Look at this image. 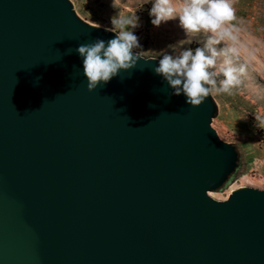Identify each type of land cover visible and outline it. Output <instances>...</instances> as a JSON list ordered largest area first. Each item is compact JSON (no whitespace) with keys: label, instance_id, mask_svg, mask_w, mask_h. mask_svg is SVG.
I'll return each instance as SVG.
<instances>
[{"label":"water","instance_id":"water-1","mask_svg":"<svg viewBox=\"0 0 264 264\" xmlns=\"http://www.w3.org/2000/svg\"><path fill=\"white\" fill-rule=\"evenodd\" d=\"M69 0H0V264H264V190L141 58L89 92ZM69 50L71 52H69Z\"/></svg>","mask_w":264,"mask_h":264},{"label":"rangeland","instance_id":"rangeland-1","mask_svg":"<svg viewBox=\"0 0 264 264\" xmlns=\"http://www.w3.org/2000/svg\"><path fill=\"white\" fill-rule=\"evenodd\" d=\"M69 1L80 19L103 29L112 28L114 17H138L139 26L129 30L139 39L140 48L134 52L144 58L160 60L162 53L175 56L178 51L191 49V45L203 47L207 39L200 35L174 50L170 46H178L188 37L180 27L178 17L159 27L153 26V17L149 13L154 0ZM173 3L178 5L179 0H173ZM232 6L236 15L232 23L237 31L234 33L236 42L230 47L238 50L228 56L239 67L243 66L245 72L240 77L241 83L229 93H210L217 107L210 126L220 140L235 148L238 166L223 186L211 192L216 200L226 199L232 190L240 187L264 190V124H261L264 121V0H232ZM216 47L220 50L229 46L223 42ZM248 51L251 63L242 55ZM224 58L223 55L219 57L218 64ZM222 79V75L216 77L217 85Z\"/></svg>","mask_w":264,"mask_h":264},{"label":"clouds","instance_id":"clouds-1","mask_svg":"<svg viewBox=\"0 0 264 264\" xmlns=\"http://www.w3.org/2000/svg\"><path fill=\"white\" fill-rule=\"evenodd\" d=\"M152 24L159 27L161 23L179 18L180 27L188 39L178 46L200 35L207 37L203 47L185 49L178 54L162 53L158 66L153 71L163 77L172 89V94H183L186 104L192 108L200 106L210 93H229L241 83L244 74L243 66L236 67L228 54H235L237 49L226 47L217 50V45L231 41L236 42L234 33L237 31L232 23L236 19L232 0H154L150 10ZM112 28L105 29L116 33L115 38L104 41L97 39L88 44H80L76 49L83 59V75L87 80V90L95 91L98 86L107 84L122 71H128L137 66L142 59L134 49L140 48L139 39L132 30L139 26L138 17L112 18ZM69 52H71L69 50ZM225 58L218 64L221 56ZM223 76L217 85V76ZM264 124V121H261Z\"/></svg>","mask_w":264,"mask_h":264},{"label":"bare ground","instance_id":"bare-ground-1","mask_svg":"<svg viewBox=\"0 0 264 264\" xmlns=\"http://www.w3.org/2000/svg\"><path fill=\"white\" fill-rule=\"evenodd\" d=\"M226 43H227V45L230 47V46H234V43L233 42H231V41H226ZM240 49V48H239ZM244 49V48H243ZM238 50V49H237ZM246 50H248V49H246ZM251 51V50H250ZM252 54V53H251ZM242 55H244L245 57H246V59L251 63L252 62V60H251V58H249V51H248V54L246 53V52H244ZM253 56V55H252ZM251 56V57H252ZM245 59V60H246ZM232 60V62H233V65L234 66H236V67H239V65L236 63V61L234 60V59H231ZM254 60H256V59H254ZM249 63V64H250ZM254 63V62H253ZM252 65V64H251ZM250 65V66H251ZM257 67H258V65H257ZM262 67V66H261ZM213 193H211V192H209V196H211L212 198H213Z\"/></svg>","mask_w":264,"mask_h":264},{"label":"trees","instance_id":"trees-1","mask_svg":"<svg viewBox=\"0 0 264 264\" xmlns=\"http://www.w3.org/2000/svg\"><path fill=\"white\" fill-rule=\"evenodd\" d=\"M190 48H191V50H192L193 52H195V49H196L195 45H191Z\"/></svg>","mask_w":264,"mask_h":264}]
</instances>
